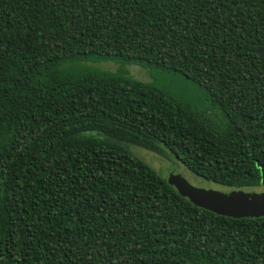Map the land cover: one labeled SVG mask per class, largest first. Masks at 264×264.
<instances>
[{
  "label": "trees",
  "instance_id": "16d2710c",
  "mask_svg": "<svg viewBox=\"0 0 264 264\" xmlns=\"http://www.w3.org/2000/svg\"><path fill=\"white\" fill-rule=\"evenodd\" d=\"M130 146L264 188V0H0V264H264V217L194 206Z\"/></svg>",
  "mask_w": 264,
  "mask_h": 264
},
{
  "label": "rangeland",
  "instance_id": "374dc122",
  "mask_svg": "<svg viewBox=\"0 0 264 264\" xmlns=\"http://www.w3.org/2000/svg\"><path fill=\"white\" fill-rule=\"evenodd\" d=\"M122 65L116 61H88L86 67L95 68L105 72H115ZM123 67V66H122ZM124 69L128 75L136 80L142 82H151V76L148 69L137 65H124ZM159 83L173 96L180 99L186 104L193 106L194 103L201 101L195 87L185 81H182L172 75H162L159 78ZM127 150L136 158L140 159L152 169H154L162 179L167 180L170 175H180L190 185L205 189L215 190L222 193L230 191L229 188L219 186L212 182L206 181L191 172H189L177 159L168 151L162 153H153L145 149L130 146ZM247 192H262L264 188H250L246 189Z\"/></svg>",
  "mask_w": 264,
  "mask_h": 264
},
{
  "label": "water",
  "instance_id": "95a60500",
  "mask_svg": "<svg viewBox=\"0 0 264 264\" xmlns=\"http://www.w3.org/2000/svg\"><path fill=\"white\" fill-rule=\"evenodd\" d=\"M167 183L194 206L216 215L234 219L264 217V191L205 190L190 185L180 175H170Z\"/></svg>",
  "mask_w": 264,
  "mask_h": 264
}]
</instances>
